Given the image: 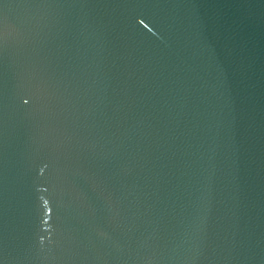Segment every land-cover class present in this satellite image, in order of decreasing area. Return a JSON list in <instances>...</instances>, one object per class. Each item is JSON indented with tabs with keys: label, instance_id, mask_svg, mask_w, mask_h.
Instances as JSON below:
<instances>
[{
	"label": "water",
	"instance_id": "water-1",
	"mask_svg": "<svg viewBox=\"0 0 264 264\" xmlns=\"http://www.w3.org/2000/svg\"><path fill=\"white\" fill-rule=\"evenodd\" d=\"M0 264H264V0H0Z\"/></svg>",
	"mask_w": 264,
	"mask_h": 264
}]
</instances>
